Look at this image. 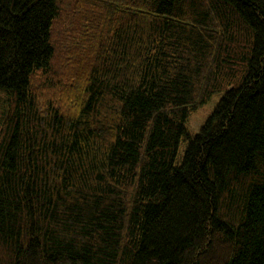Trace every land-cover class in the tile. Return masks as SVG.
Listing matches in <instances>:
<instances>
[{
	"label": "trees",
	"instance_id": "16d2710c",
	"mask_svg": "<svg viewBox=\"0 0 264 264\" xmlns=\"http://www.w3.org/2000/svg\"><path fill=\"white\" fill-rule=\"evenodd\" d=\"M0 264H264V0H0Z\"/></svg>",
	"mask_w": 264,
	"mask_h": 264
},
{
	"label": "rangeland",
	"instance_id": "374dc122",
	"mask_svg": "<svg viewBox=\"0 0 264 264\" xmlns=\"http://www.w3.org/2000/svg\"><path fill=\"white\" fill-rule=\"evenodd\" d=\"M222 95L223 92L214 93L206 104L202 105L197 110L189 112L188 119L185 123V132L188 137H193L198 132L201 125L214 110ZM186 135L182 137L180 141L178 157L182 156L183 151L187 145V141L189 138H186Z\"/></svg>",
	"mask_w": 264,
	"mask_h": 264
}]
</instances>
